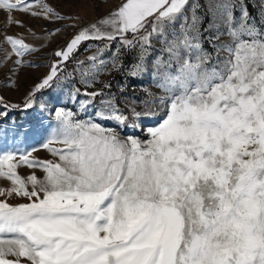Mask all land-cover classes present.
<instances>
[{
	"label": "snow or ice",
	"instance_id": "1",
	"mask_svg": "<svg viewBox=\"0 0 264 264\" xmlns=\"http://www.w3.org/2000/svg\"><path fill=\"white\" fill-rule=\"evenodd\" d=\"M0 12V116L21 108L2 93L45 66L23 109L64 85L78 104L53 109L39 148L0 152V264H264V0L257 15L247 0H115L92 19L57 0H0ZM16 12L56 27L37 32ZM113 72L158 92L137 111L111 82L88 91ZM77 73L83 92L69 84Z\"/></svg>",
	"mask_w": 264,
	"mask_h": 264
},
{
	"label": "rangeland",
	"instance_id": "2",
	"mask_svg": "<svg viewBox=\"0 0 264 264\" xmlns=\"http://www.w3.org/2000/svg\"><path fill=\"white\" fill-rule=\"evenodd\" d=\"M199 2L205 3V0H199ZM114 3L115 0H107V2L103 3H101L100 0H92L91 3H89L88 0H57V7L63 13H78L81 16H86L88 19H92L94 16L103 15L113 7ZM247 3L252 14L257 15L261 7V0H247ZM14 15L16 19L31 25L37 32H40L42 26L49 29L56 27V25L48 24L45 21L33 20L29 16L19 12H16ZM4 23L5 13L0 12V31L3 30ZM64 23L68 22L65 21ZM205 23H207V21H205ZM72 31V29L67 30L66 35L58 36L51 44L43 48L42 51L36 55L38 62L47 65L48 62L53 59L49 53L57 45L63 44L68 36L71 35ZM10 32L22 33L27 36L26 30L23 28L13 27L10 29ZM36 43L39 42L37 41ZM207 47V44H205V48ZM94 51L95 48H93L92 51H84L81 49L78 59L85 60L86 57L93 54ZM130 60L131 56L126 57L125 63H129ZM70 66L71 68L68 70L71 72V63ZM47 70L46 66L39 69L26 70L21 76L22 83L19 90H5L2 93L8 102L21 105V111L10 110L6 117L0 116V152L10 151L13 150V148H19L21 151L30 150L33 147L39 148L40 144L47 138L48 126H54L55 124V113L53 109L64 107L74 112L77 111L78 104L73 103L69 99V93L73 91V87L67 85L42 90L37 96V105L27 110L23 109V101L26 92L31 86L38 82V79L45 74ZM123 76L124 74L122 72H113L111 75H101L99 78L101 83H97L94 88H88V91L97 90L103 87L104 83L111 82V91L117 97V103H119L122 108L130 106L133 101H135L137 111L142 110L144 104L141 101L147 98L146 92H158V90L148 76H145L143 79L135 80L122 79ZM118 83L127 85L123 94H121L117 88ZM69 84L73 85L74 88H79L81 92L84 91V85L80 82L78 73L76 74V80L69 81ZM105 92L107 93V89H105ZM80 98L82 99L83 97L81 96ZM99 102L100 98H97L96 104H99ZM41 103L44 105L43 108L40 107ZM0 111H2V109H0ZM156 113V116L147 118L144 121L142 125L143 128L153 127L159 122L163 115V110L156 108ZM80 118L84 119L86 117L82 114ZM108 126L111 127L114 125L109 124ZM117 131H121V129H117ZM26 132L27 135L25 136ZM121 134H133L140 136L141 139L145 138V133L139 128L124 129L121 131ZM34 155H38L41 158H51L47 150L42 148H40L37 153H34ZM26 171L27 170L24 168L20 169L21 174H24ZM6 183V181L0 180V186H4ZM0 199H2V197H0Z\"/></svg>",
	"mask_w": 264,
	"mask_h": 264
},
{
	"label": "trees",
	"instance_id": "3",
	"mask_svg": "<svg viewBox=\"0 0 264 264\" xmlns=\"http://www.w3.org/2000/svg\"><path fill=\"white\" fill-rule=\"evenodd\" d=\"M72 65V64H71ZM71 68V66H70V63H69V65H68V69H70ZM14 111H21V108L20 109H13Z\"/></svg>",
	"mask_w": 264,
	"mask_h": 264
}]
</instances>
